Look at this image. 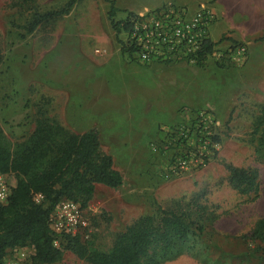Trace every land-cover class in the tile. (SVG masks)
Wrapping results in <instances>:
<instances>
[{
	"label": "rangeland",
	"instance_id": "rangeland-1",
	"mask_svg": "<svg viewBox=\"0 0 264 264\" xmlns=\"http://www.w3.org/2000/svg\"><path fill=\"white\" fill-rule=\"evenodd\" d=\"M66 1L0 0L4 142L26 140L38 113L67 133L97 132L100 149L112 157L122 184L117 189L96 185L82 209L88 223L82 240L96 250L107 251L115 235L138 217L203 194L202 203L214 219L205 224L202 235L187 240L182 254L161 264H264V250L252 254L256 244L241 239L264 217V166L254 161L247 137L256 106L264 102V0H225V9L217 0H111L118 9L115 21L127 13L166 6L188 14L199 6L209 8L214 19L207 34L215 50L232 42L247 49L242 66L226 68L217 67L213 58L196 67L183 61L140 64L121 54L118 40H124L125 33L120 30L116 36L111 29L104 0H78L67 15L30 34L21 29L33 14L58 10ZM248 9L251 19L245 16ZM225 84L222 89L233 100L217 97ZM202 106L218 122L216 157L177 178L164 177L167 165L173 164L162 151L166 134L185 120L188 114L180 112L185 107ZM224 164L257 170L256 199L237 194L225 183ZM0 181L9 188L15 182L13 175H0ZM17 249L26 255L17 264H30L32 248ZM14 256L9 251L3 261ZM54 264L86 263L63 252Z\"/></svg>",
	"mask_w": 264,
	"mask_h": 264
},
{
	"label": "trees",
	"instance_id": "trees-1",
	"mask_svg": "<svg viewBox=\"0 0 264 264\" xmlns=\"http://www.w3.org/2000/svg\"><path fill=\"white\" fill-rule=\"evenodd\" d=\"M77 1L67 0L58 10L33 14L21 29L30 34L37 26L67 15ZM104 1L109 4L106 12L109 25L117 36L120 30L128 28L127 20L132 14L115 21L112 1ZM118 41L120 53L129 54V48L120 39ZM214 46L215 43L206 42L194 66L200 67ZM215 63L219 68L227 66L223 58ZM203 107L183 109L187 111V118L177 125H186L183 136H179L176 129L166 134L162 151L167 153L169 161L200 153L203 163L207 164L216 157L212 146L220 143L219 134L212 123L199 125V113L205 116L210 112ZM38 114L26 140L8 144L0 136V175H13L15 180L6 202L0 205V264L8 251L25 246H30L33 251L30 264H54L61 259L63 252L86 264H161L182 254L187 240L202 235L205 224L214 219L202 203L203 194H199L186 202L174 201L170 208L159 209L154 215L138 217L115 235L105 252L96 250L79 235L54 236L48 227V218L61 200L71 201L84 209L96 185L117 189L122 184V177L114 169L112 157L101 151L94 129L80 134L67 133L58 124ZM247 137L254 161L264 166V102L256 106ZM189 139L194 140V147L187 145ZM201 142L207 145L203 149L195 148ZM223 167L225 183L232 190L250 197V200L257 198V170L229 164ZM36 194L42 197L38 203L33 201ZM56 239L57 245L53 246ZM241 239L256 244L252 254L263 251L264 217L256 220L248 235Z\"/></svg>",
	"mask_w": 264,
	"mask_h": 264
},
{
	"label": "built area",
	"instance_id": "built-area-1",
	"mask_svg": "<svg viewBox=\"0 0 264 264\" xmlns=\"http://www.w3.org/2000/svg\"><path fill=\"white\" fill-rule=\"evenodd\" d=\"M213 19V12L204 6H199L192 14L170 6L161 7L150 13L130 15L127 20L128 28L123 31L125 39L121 41L129 48V55L140 64L183 61L188 65H194L200 57L204 44L209 41L207 26ZM209 58H213L214 61L223 58L225 63L240 67L246 62L247 49L241 43H230L221 50H215L213 47V51L201 63L203 64ZM198 117L200 126L205 123H212L215 128L218 126V122L210 112L205 116L200 112ZM184 126L176 127L179 136H183V132L187 131V127ZM194 143V140L189 139L187 145L194 147ZM206 145V142H201L200 146L195 148L203 149ZM216 146L214 144L212 147L216 149ZM169 162L173 164L167 165L165 169L164 177L167 178H177L206 165L200 153L176 157ZM9 193V187L0 181V205L6 202ZM41 198L39 194H36L33 196V201L38 203ZM87 226L83 210L68 200H61L48 218V227L54 236L79 235L82 239ZM52 244L56 246L57 239L53 240ZM13 252L14 260H4L1 264H17L26 258L25 253L20 249H15Z\"/></svg>",
	"mask_w": 264,
	"mask_h": 264
},
{
	"label": "crops",
	"instance_id": "crops-1",
	"mask_svg": "<svg viewBox=\"0 0 264 264\" xmlns=\"http://www.w3.org/2000/svg\"><path fill=\"white\" fill-rule=\"evenodd\" d=\"M218 2H219V4H220V6H221V8H223L224 7V4H226L227 2H225V0H217ZM223 9H225V8H223ZM118 10V9H117ZM116 9H115V12L117 11ZM250 9H248V11L247 12H245V16H247L249 19H251V13H250V11H249ZM127 14H129V13H127ZM126 14V15H127ZM132 14V13H131ZM221 14H222V12H221ZM262 27H263V24L261 25ZM231 29L233 30V25H231ZM244 38L246 37L245 35H242ZM251 53H253V49L251 50ZM257 78H256V83L255 84H257ZM219 86V85H218ZM221 86V87H220ZM219 86V90L216 92L217 93V97L220 99V100H222V101H225V100H228V101H230V99H232L233 100V98L231 97V98H229V94H225L224 93V91H226V89H222L223 87H225V88H227L228 87V85H220ZM233 94V93H232ZM219 95H221L220 97H219ZM225 96H227V98L225 97ZM226 105H228V104H224L223 105V107L226 109ZM224 109V110H225ZM9 252V251H8Z\"/></svg>",
	"mask_w": 264,
	"mask_h": 264
}]
</instances>
